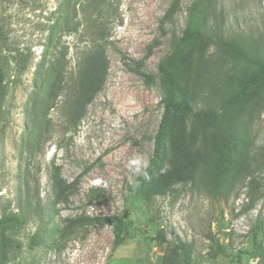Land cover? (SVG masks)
<instances>
[{
    "label": "rangeland",
    "instance_id": "1",
    "mask_svg": "<svg viewBox=\"0 0 264 264\" xmlns=\"http://www.w3.org/2000/svg\"><path fill=\"white\" fill-rule=\"evenodd\" d=\"M61 1L0 0L2 55L7 58L0 214L16 210L25 166L41 204L52 203L53 213L48 210L44 217L51 218L42 227L40 218L30 219L15 236L20 249L12 247L2 264H171L179 259L172 249L178 240L189 243L190 264H264V82L245 103L223 106L225 96L253 68L215 46L218 39H234L264 61V0H119L120 22L111 30L100 89L66 133L56 102L49 112L50 132L29 154L23 137L30 93L49 60L66 47L68 64L75 61L77 35L64 28L70 12H59ZM188 22L196 37L181 42ZM132 60L152 75L150 82L134 72ZM161 61L187 91L191 111L170 115L161 159L151 169L163 98L171 93L178 99L160 80ZM206 108L215 112V126L192 140V115ZM169 133L179 144L204 150V164L193 180L165 178ZM136 156L148 162L150 181L129 169ZM53 167L74 184L59 201L51 190ZM130 177L139 188L131 187ZM114 214L124 220L117 243L108 222H84L59 233L68 219ZM37 230L41 237L31 246Z\"/></svg>",
    "mask_w": 264,
    "mask_h": 264
},
{
    "label": "trees",
    "instance_id": "2",
    "mask_svg": "<svg viewBox=\"0 0 264 264\" xmlns=\"http://www.w3.org/2000/svg\"><path fill=\"white\" fill-rule=\"evenodd\" d=\"M118 1L62 0L59 3V12L62 10H67V12L69 10L70 12V15L65 19V30L77 35L76 45H73L75 61L73 66L68 64L66 60L68 47H66L64 54L62 52L60 56L50 59L47 68L41 71L40 79L35 83L34 89L30 93L28 106L25 109L24 152L30 154L37 150L43 135L50 132L49 127L52 119L49 117V112L55 107L56 102H59V126L62 127V132L66 133L77 125L85 112L86 105L92 101L100 89L108 67L106 47L110 43L111 30L115 23L120 22ZM171 10L172 7L166 11L165 16H169ZM195 37L196 34L192 29V24L188 22L180 41L186 42ZM5 43L6 40L3 41L0 35V119L7 112L5 105L7 95L5 67H7V58L2 55ZM80 44L82 45L80 46ZM215 46L220 53L235 61L248 63L253 68L251 73L246 78L241 79L233 92L227 94L223 101L225 107L241 105L264 82L263 58L257 53L246 50L242 44L234 39H218L215 41ZM13 59L16 61V57L13 56ZM132 62L135 64L134 72L140 75L145 82H150L152 75L141 69L139 61L132 60ZM23 68H16V71L22 72ZM157 73L161 82L167 88L174 89L177 92L178 99H175L171 93H167L163 98V113L154 137L150 162L151 169L161 159L163 139L170 115L176 112L191 111L187 91L177 83L164 61L158 64ZM216 120L217 116L210 108L194 112L189 130L190 139L193 138L192 136H198L199 132L205 134L213 129ZM169 139V158L165 165V178L170 182L193 180L199 165L204 164V157L202 156L204 150L200 146L191 147L190 142L188 144L177 143L176 137L172 133H169ZM27 170V166H25L19 177L21 188L17 196L16 210L3 211L0 214V264L7 259L8 251L12 247L20 249L21 243L15 236L30 219L40 218V227H42L51 218V216L47 219L44 217L47 216L48 210L51 215L53 214L51 212L52 203L41 204L37 187L31 185ZM73 185V183H66L61 179L57 167L52 168L51 190L55 196L54 200L65 199L66 194L71 191ZM91 221L112 223L115 243L120 240L124 229V220L123 216L118 214L95 218H71L66 221L59 233L64 234L76 225ZM40 237L41 234L37 230L29 239L31 246L38 243ZM158 237L163 238V234L158 235ZM172 249L173 252L179 254V259L174 260L171 264H190L189 243L178 240L173 242Z\"/></svg>",
    "mask_w": 264,
    "mask_h": 264
},
{
    "label": "clouds",
    "instance_id": "3",
    "mask_svg": "<svg viewBox=\"0 0 264 264\" xmlns=\"http://www.w3.org/2000/svg\"><path fill=\"white\" fill-rule=\"evenodd\" d=\"M148 167V162L142 156H136L129 162V169L135 173H141L145 181H150L151 176L146 171ZM163 171V169H162ZM129 183L133 189L139 188L140 184L138 181H135L131 177L129 178Z\"/></svg>",
    "mask_w": 264,
    "mask_h": 264
}]
</instances>
